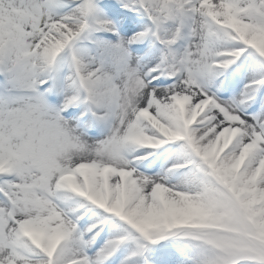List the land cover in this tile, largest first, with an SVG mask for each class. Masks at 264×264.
Wrapping results in <instances>:
<instances>
[{
  "label": "snow or ice",
  "instance_id": "obj_1",
  "mask_svg": "<svg viewBox=\"0 0 264 264\" xmlns=\"http://www.w3.org/2000/svg\"><path fill=\"white\" fill-rule=\"evenodd\" d=\"M0 264H264V0H0Z\"/></svg>",
  "mask_w": 264,
  "mask_h": 264
}]
</instances>
